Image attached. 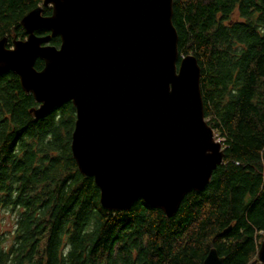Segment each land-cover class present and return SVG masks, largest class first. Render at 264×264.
Returning a JSON list of instances; mask_svg holds the SVG:
<instances>
[{"label":"trees","instance_id":"16d2710c","mask_svg":"<svg viewBox=\"0 0 264 264\" xmlns=\"http://www.w3.org/2000/svg\"><path fill=\"white\" fill-rule=\"evenodd\" d=\"M43 2L0 0V39L27 38L21 22ZM173 6L180 53L197 56L202 68L205 119L226 137L224 163L204 190L185 196L174 217L143 199L130 210H105L95 179L80 172L71 151L73 102L37 119L39 103L20 77L2 74L0 211L12 212L17 222L10 247L0 236V264H204L212 248L225 264L258 257L264 239V0H174ZM61 43L60 36L50 42ZM43 61H36L39 70Z\"/></svg>","mask_w":264,"mask_h":264},{"label":"water","instance_id":"95a60500","mask_svg":"<svg viewBox=\"0 0 264 264\" xmlns=\"http://www.w3.org/2000/svg\"><path fill=\"white\" fill-rule=\"evenodd\" d=\"M173 4L44 0L21 22L26 39L13 45L0 39V75L20 77L39 103L37 119L73 102L71 151L108 211L130 210L143 199L174 217L185 196L204 190L225 161L224 144L205 119L199 60L180 53ZM57 36L60 47L50 44ZM260 245L250 264H264V239ZM224 259L212 248L204 264Z\"/></svg>","mask_w":264,"mask_h":264},{"label":"rangeland","instance_id":"374dc122","mask_svg":"<svg viewBox=\"0 0 264 264\" xmlns=\"http://www.w3.org/2000/svg\"><path fill=\"white\" fill-rule=\"evenodd\" d=\"M238 14V13H237ZM236 14V18H239V16ZM11 42V45H13V40L14 39H26V38H21L16 35H13L12 37H9ZM209 122V119H206ZM216 132V138L219 141H222L224 144V149H226V137L222 135V133L218 130H215ZM16 222H17V217L12 212H7L5 210L0 211V236L6 237V242L5 245L10 247L12 245V238H10L12 232L14 229H16Z\"/></svg>","mask_w":264,"mask_h":264}]
</instances>
